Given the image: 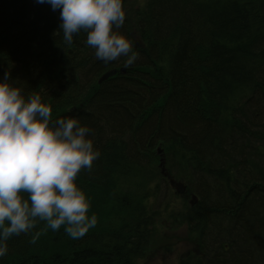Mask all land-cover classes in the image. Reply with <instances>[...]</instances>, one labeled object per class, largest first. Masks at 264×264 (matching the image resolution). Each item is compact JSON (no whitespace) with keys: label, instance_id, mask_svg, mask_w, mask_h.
I'll return each instance as SVG.
<instances>
[{"label":"trees","instance_id":"trees-1","mask_svg":"<svg viewBox=\"0 0 264 264\" xmlns=\"http://www.w3.org/2000/svg\"><path fill=\"white\" fill-rule=\"evenodd\" d=\"M187 2L123 0L116 31L138 53L125 67L123 57L97 59L85 32L65 44L49 4L0 0V79L10 71L25 95L52 107L53 120L88 126L100 152L76 178L96 226L72 239L64 226L37 221L6 241L0 264H136L150 251H175L173 235L150 228L146 192L160 188L162 157L199 195L179 222L194 243L181 264H264V0ZM150 8L152 21L143 16Z\"/></svg>","mask_w":264,"mask_h":264},{"label":"clouds","instance_id":"clouds-1","mask_svg":"<svg viewBox=\"0 0 264 264\" xmlns=\"http://www.w3.org/2000/svg\"><path fill=\"white\" fill-rule=\"evenodd\" d=\"M59 10L65 44L80 32L104 63L124 59L134 64L138 53L120 29L126 18L123 0H37ZM10 71L0 79V258L6 241L28 233L37 221L79 239L97 224L88 211L85 191L76 183L81 170H91L100 152L91 129L77 118L52 119V107L39 93L25 95L12 83Z\"/></svg>","mask_w":264,"mask_h":264},{"label":"rangeland","instance_id":"rangeland-1","mask_svg":"<svg viewBox=\"0 0 264 264\" xmlns=\"http://www.w3.org/2000/svg\"><path fill=\"white\" fill-rule=\"evenodd\" d=\"M159 166V165H158ZM175 190V189H174ZM172 192V193H171ZM155 198V196H154ZM183 198L179 197L176 195V193L172 190L169 189L167 191L166 196H161L158 204L161 206L159 208H156L158 211H160L161 214H158L156 216V219H158V222L155 226L153 224L151 227H155V229H158L160 231H163V234L167 233H172V234H177V238H175V241H180L182 239L183 244H179L176 246L175 251H169L165 252L164 250H158L156 252H148V254L140 259L137 264H181V254L185 252L183 249H186L187 247H184L186 243L185 238V230H177L175 232L173 229L170 227L168 228V224H170L168 218V213L169 211L173 213L174 218L177 220V222H181V216L184 218L186 215V211L184 210V205L181 202ZM188 209V208H187ZM119 209H114L111 208L110 212H117ZM90 215L95 214L97 217L96 213L89 212ZM162 233V232H161ZM160 232L157 234V231H154V235H159L161 234ZM184 237V238H183Z\"/></svg>","mask_w":264,"mask_h":264},{"label":"bare ground","instance_id":"bare-ground-1","mask_svg":"<svg viewBox=\"0 0 264 264\" xmlns=\"http://www.w3.org/2000/svg\"><path fill=\"white\" fill-rule=\"evenodd\" d=\"M153 1H155V0H153ZM188 2L187 3H189V5H191V6H193L194 4H195V2H193V0H187ZM219 0H202V2H204V3H206V4H204V3H201V5H206L207 7H210V6H212V4H215L216 2H218ZM208 4V5H207ZM131 5L138 11V12H140L141 10L140 9H138L137 7H136V5L134 4V3H131ZM143 8H146V4L145 5H143ZM136 11V12H137ZM150 11H151V8H150ZM142 13H144V12H142ZM156 12L153 10V11H151L150 13H144L143 14V16H144V18L145 19H147L148 21H152L153 20V18L154 19H156V16L154 15ZM34 17L32 16L31 18H27V20H29V21H33V20H35V19H33ZM139 28V27H138ZM133 37H134V42H135V44L134 45H136V41H137V39H139V38H142L141 37V35H140V33L138 32V30L137 29H134L133 30ZM145 46H140V48H144ZM76 100L77 101H80V100H82L83 98H84V94L83 93H80V94H78L76 97ZM89 103V102H88ZM88 103H84V105H88ZM88 108V113L89 114H94V112H95V107L94 106H88L87 107Z\"/></svg>","mask_w":264,"mask_h":264},{"label":"water","instance_id":"water-1","mask_svg":"<svg viewBox=\"0 0 264 264\" xmlns=\"http://www.w3.org/2000/svg\"><path fill=\"white\" fill-rule=\"evenodd\" d=\"M140 44H142L141 40H140V39H137V43H136V45H140ZM116 72H117V70H115V69L106 72V73L100 78V81H102V80H104V79H107L108 77H110V76L116 74Z\"/></svg>","mask_w":264,"mask_h":264}]
</instances>
